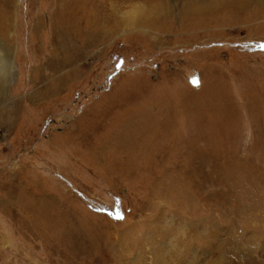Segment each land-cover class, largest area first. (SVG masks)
Wrapping results in <instances>:
<instances>
[{"label":"rangeland","instance_id":"1","mask_svg":"<svg viewBox=\"0 0 264 264\" xmlns=\"http://www.w3.org/2000/svg\"><path fill=\"white\" fill-rule=\"evenodd\" d=\"M54 1L0 0V264H264V0Z\"/></svg>","mask_w":264,"mask_h":264},{"label":"bare ground","instance_id":"2","mask_svg":"<svg viewBox=\"0 0 264 264\" xmlns=\"http://www.w3.org/2000/svg\"><path fill=\"white\" fill-rule=\"evenodd\" d=\"M57 1L59 2V3H63V1L62 0H55L54 2L56 3L55 5H58V3H57ZM122 1V0H121ZM120 1V2H121ZM130 1H132V0H126V2L127 3H125V2H123L122 1V3H123V6H121V5H119V4H117V7H115L114 6V4H110V5H108V6H106V8H107V10H109V11H115L116 12V10L117 9H122V8H125V6H124V4L126 5V4H128V2H130ZM247 0H239L238 2H236L235 4L236 5H240L241 3H243V2H246ZM108 2H110V1H108ZM119 2V1H118ZM117 2V3H118ZM147 2V1H146ZM130 4V3H129ZM128 4V5H129ZM160 5H156V7H159ZM65 7V6H64ZM127 7H130L131 8V6L129 5V6H127ZM117 8V9H116ZM133 8V7H132ZM154 9H155V5H154V7H153ZM142 9V8H141ZM118 11V10H117ZM138 11L139 12H142L139 16H137V18L133 21V23H131L130 21H128V20H123V21H118L116 18H114V19H116V21H113V27L115 28V29H118V28H120V26H125V28H130V27H133V28H144V27H142V25H139V24H145V20L146 19H148L149 17H151L152 16V12H151V14H149L150 16L148 17L147 16V14H144L143 13V11L142 10H140V9H138ZM154 11V10H153ZM188 11V10H187ZM184 12V11H183ZM190 14V13H189ZM109 15V14H108ZM95 24V23H94ZM92 28V27H91ZM97 29V28H96ZM94 30H95V28H94ZM93 30V31H94ZM98 31V30H97ZM95 32V31H94ZM93 32V33H94ZM99 33V32H98ZM98 33H97V35H98ZM64 50H65V48H63V47H60V45H56V46H54L53 48H52V56H54L55 58H58V57H60L61 56V54H64L65 52H64ZM2 63H4V62H1V64H0V78L1 79H3V78H5L7 75H6V73H7V66H5V64L3 65ZM6 63V62H5ZM6 65H7V63H6Z\"/></svg>","mask_w":264,"mask_h":264}]
</instances>
